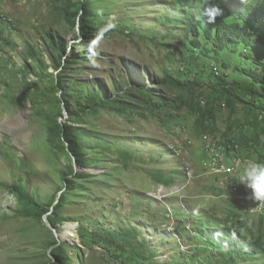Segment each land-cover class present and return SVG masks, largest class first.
Wrapping results in <instances>:
<instances>
[{
	"label": "rangeland",
	"instance_id": "obj_1",
	"mask_svg": "<svg viewBox=\"0 0 264 264\" xmlns=\"http://www.w3.org/2000/svg\"><path fill=\"white\" fill-rule=\"evenodd\" d=\"M78 1L87 2L81 14L90 13L89 21L98 31L89 39L66 9ZM188 19L175 0H0V183L13 185L24 178L31 195L43 205H57L65 178L75 184L60 213L65 222L61 229L47 216L40 221L20 214L18 199L0 187V264H50L61 259L62 264H137L136 256L125 261L101 245L86 246L79 237L86 220L91 221L89 229L126 233L128 250L134 254L133 247L141 248L143 256L153 258L150 264H206L205 246L220 254L211 240L189 233L200 216L207 222L235 213L238 227H248L251 234L264 232V222H259L264 202L262 212L251 215L257 201L249 200L238 182L250 164L264 163L262 155L254 151L236 162L235 175L222 174L233 161L223 155L217 162L221 149H215L211 138L196 135L186 107L180 114L183 126L166 122L160 111H138L145 118L107 110L80 116L83 122L74 125L87 136L83 147L98 152L94 141L104 139L111 152H103L97 166L75 167L76 174L86 175L78 181L68 160L50 144V125L55 120L70 124L76 111L67 110L55 80L61 76L67 85L74 80L90 82L91 89L107 98L133 85L148 86L150 78L158 83L164 70L185 69L180 59L187 52L182 22ZM106 21L139 37L103 32ZM207 61L230 76L237 65H247L238 52L210 55ZM207 78L208 74L204 82ZM224 127L222 116L217 136ZM125 151L134 161L128 170L118 159ZM92 155L87 152L86 159ZM158 169L184 175L160 192L163 186L149 175ZM184 229L188 233L182 237Z\"/></svg>",
	"mask_w": 264,
	"mask_h": 264
},
{
	"label": "trees",
	"instance_id": "obj_2",
	"mask_svg": "<svg viewBox=\"0 0 264 264\" xmlns=\"http://www.w3.org/2000/svg\"><path fill=\"white\" fill-rule=\"evenodd\" d=\"M213 3L223 9V16L211 24L203 17L197 20L196 16H202L203 11ZM86 4L87 2L84 4L78 1L66 9L68 15L74 17L76 25L80 24L82 36L89 39L93 32L98 34V31L89 21L91 14L85 11L81 14V9ZM175 5L189 14V19L182 22L187 33L184 39L187 52L180 58L181 64L185 66L184 70L180 69L177 73L164 70L160 82L154 83L155 80L150 78L148 86L133 85L127 91L116 92L113 98L104 97L97 89H91L90 82L81 84L74 80L67 85L62 82L61 76L59 80L54 81L55 89L61 91V99L64 100L67 110L72 112L71 109L75 108L76 111L71 114L74 117L70 124L55 120L50 125L49 141L68 160L70 173L74 175L75 180H81L86 176L76 174L75 167L88 169L97 166L102 153L111 152L104 139L94 141V147L98 152L83 147L81 141L87 136L81 134L80 129L74 125L83 122L80 116L97 113L100 110H107L120 116L128 112L130 115L138 114L142 118L145 116L138 113L140 110H147L153 114L154 111H160L166 122L183 126L185 124L180 121V114L186 107L189 116L193 118L196 135L209 137L216 142V149L220 148L222 154L233 161L231 166L236 165L237 161H242L241 158L248 159L254 151L261 154V160L264 161V0H175ZM107 25L108 21L102 29ZM107 33L139 37L135 32L124 28L112 27ZM145 40L146 38H141V41ZM53 46L56 50V44L53 43ZM61 51H64L62 46ZM237 52L247 65L246 67L237 65L232 71V76L226 71L221 74L218 67L210 66L207 61L210 55L218 58L222 54L234 56ZM218 62H221L220 59ZM61 69L63 74L67 73L66 69ZM207 74V82H204L203 78ZM222 116H225V127L221 135L217 136L218 119ZM87 152H91L93 157L86 159ZM118 159L123 163L125 170L134 163L127 151L121 153ZM237 168L238 166L236 170ZM167 170L158 169L149 175L158 186L170 188L184 174L178 175ZM189 170L187 169L185 174ZM64 180L65 191L57 205L53 202L48 205L41 204L31 195L24 178H19L13 185L0 183V187L18 199L20 214L40 221L47 216L51 225L61 229L65 222L60 213L65 207L67 194L75 189V184L71 185L67 178ZM246 213L248 216L250 212ZM200 217L192 224L194 232L189 233L192 236L200 235L206 241L211 240L210 245L220 252L215 255L210 246H205L207 251L204 250L208 253L206 264H256L259 260L264 261L263 231L251 234L248 233L250 231L248 227L242 225L238 227L235 221H238L239 216L235 213L227 219L211 217L207 222L204 216ZM259 218V222L263 223L264 218L260 216ZM90 222L86 220V224H82L79 231V237L86 246L101 245L113 251L116 258L125 261L134 260L136 256L137 264H150L153 261V258L142 255L141 248H132L135 255L128 250L131 243L126 239V233L117 234L108 229H89L92 227ZM187 233L184 229L182 237ZM127 234L136 235L135 232ZM54 244L57 245V242ZM60 250L59 245L56 252ZM61 261L62 259L59 263L52 261L50 264H62Z\"/></svg>",
	"mask_w": 264,
	"mask_h": 264
},
{
	"label": "clouds",
	"instance_id": "obj_3",
	"mask_svg": "<svg viewBox=\"0 0 264 264\" xmlns=\"http://www.w3.org/2000/svg\"><path fill=\"white\" fill-rule=\"evenodd\" d=\"M223 14V9L218 4L213 3L211 7L206 8L203 11L202 16H196V19L200 20L203 17L206 19L207 23L211 24L215 23L217 18L223 16ZM112 27H114V25L109 24L103 28L102 31L107 32ZM238 182L248 191L247 198L249 200L264 202V163L255 162L250 164L244 169L243 174L241 175ZM162 188L167 190L166 187Z\"/></svg>",
	"mask_w": 264,
	"mask_h": 264
},
{
	"label": "built area",
	"instance_id": "obj_4",
	"mask_svg": "<svg viewBox=\"0 0 264 264\" xmlns=\"http://www.w3.org/2000/svg\"><path fill=\"white\" fill-rule=\"evenodd\" d=\"M222 157H223V154H219L218 155V161L217 162H219ZM209 158H212V156H210ZM222 161L224 162V160H222ZM224 166H222V168H225L226 167V166L225 167ZM236 167H237V164L236 165H233V166H231L229 168H227L226 169V172L225 173H222V174H224V175H235V173H236ZM220 171H221L220 169L217 170V172H220ZM188 177L190 178V171H188ZM160 190H161L160 192H162L164 190V188H161ZM181 199H184V197L181 198ZM262 203L263 202L257 201L254 204H252V208L249 210L250 214L251 215H257L258 213H261L262 212Z\"/></svg>",
	"mask_w": 264,
	"mask_h": 264
}]
</instances>
